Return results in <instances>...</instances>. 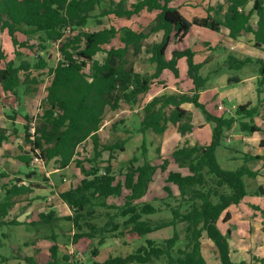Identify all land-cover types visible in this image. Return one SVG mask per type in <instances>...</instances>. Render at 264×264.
Listing matches in <instances>:
<instances>
[{
	"label": "trees",
	"instance_id": "trees-1",
	"mask_svg": "<svg viewBox=\"0 0 264 264\" xmlns=\"http://www.w3.org/2000/svg\"><path fill=\"white\" fill-rule=\"evenodd\" d=\"M129 1L0 0V33L9 36L12 46L25 47V42L16 39L19 32L26 36L37 35L40 52L59 43L60 57L56 65L49 68L50 82L41 110L33 118L24 116L23 141L28 149L22 150L18 160L30 167L33 157L38 156L44 163H52L59 169L74 164L79 170L82 178L77 184L57 196L72 212L61 219L72 225L73 244L81 239L95 241L91 255L97 256L99 248L109 239L121 240L124 245L144 240L135 251L125 256L108 257L103 264H206L201 252L203 234L213 243L220 264H264V258L256 256H252L248 263L233 262L228 235L219 227L220 223L225 224L230 219L228 209L250 195L244 179H255L259 171L251 169L249 164L262 161L264 167V156L241 153L243 165L235 170H225L215 155L224 132L241 119L248 121L240 122V132L264 134V129L254 123L257 108L250 102L238 105L237 118L211 114L199 100L207 82L199 72L206 63H196L191 48L174 50L169 60L165 58L169 43L172 40L182 42L192 26L213 33H220L224 27L231 39L251 34L253 46L261 49L264 46V0H224L218 7L220 11L224 9L221 18L213 17L209 7L206 17L190 20L171 5L172 0ZM143 12L155 13L148 31L118 23L119 20L140 17ZM104 18H109L107 28L86 29L90 25H101ZM158 32L162 33L160 40L147 45L144 51L149 55V63L154 65V72L141 74L129 63L128 54L130 51L134 55L142 53L143 42ZM98 53L105 54L103 61L95 58ZM14 55L19 58L21 54L16 49ZM182 59L187 67L183 79L178 66ZM17 60V64L14 60L7 61L0 46V61L3 63L0 85L4 92L15 98L19 97V89L28 88L30 83L38 84L36 80L28 81L31 70L48 67L39 53L34 56L33 63L22 58ZM256 61L260 65L255 82L256 95L258 104L264 105V63ZM251 62L249 58L241 60L229 56L226 66L240 70ZM166 71L177 85L190 82V91L163 93L144 103L142 97L154 84L165 88L161 77ZM184 103L192 104L206 122L213 124L210 144L178 145L166 157L157 148L156 159L147 160L143 141L140 149L142 164H137L138 158L133 155L122 179L117 178L112 173V160L116 152H125L126 141L113 144L100 141L98 132L105 111L117 110L123 104L141 108L142 118L135 130L137 134L144 136L146 132H152L162 135L171 125L184 136L194 129L191 114L182 107ZM15 116L16 113H10L8 117L14 122ZM12 133H16L15 128ZM8 137L7 131L0 128V146ZM87 140L91 141L92 155L76 159L79 146ZM259 147L264 148V138L259 141ZM104 152L108 153L105 161ZM33 175L36 173L31 170L26 178ZM158 175L163 178L164 194L152 204L143 199ZM5 177L7 175L0 172V181ZM32 187L30 183L24 184L20 178H15L2 189L0 227L21 224L8 219V215L15 204L14 198L29 194ZM59 219L55 211L50 210L40 213L33 225L50 226ZM165 228H172L170 237L147 238V235ZM57 250L56 244L48 250L50 259L46 264H57ZM71 257L65 255L63 260L68 262ZM22 260L37 264L31 258L23 257Z\"/></svg>",
	"mask_w": 264,
	"mask_h": 264
},
{
	"label": "rangeland",
	"instance_id": "rangeland-1",
	"mask_svg": "<svg viewBox=\"0 0 264 264\" xmlns=\"http://www.w3.org/2000/svg\"><path fill=\"white\" fill-rule=\"evenodd\" d=\"M193 1L198 4V7L180 8L181 14L188 20L190 17H192L191 15H196V13H201L206 17L208 15V6L215 7L217 0ZM221 17L222 14H220L219 12L216 18ZM143 18L144 17L140 19L132 18L131 20L126 21L119 20V23L121 25L130 26L133 23L143 24V30L148 31V26L151 19ZM109 23V18H104L101 25H90L86 29L88 31H95L105 27L107 28ZM191 33L199 38L204 36L207 37L212 47L220 39L219 35L211 34L205 29H193L191 30ZM161 34L162 33H154L148 39H146L143 42L144 50L142 53L134 55L132 51L129 52L127 57L128 61L137 72H140L141 74H152L154 72V65L149 63V55L144 51L147 45L151 44L152 42H158L160 40ZM240 36V41L231 42V49L230 46L225 47L222 45H217L214 46V49L211 53L204 52L203 50L206 49V47L204 46L199 45L198 48H195V51L197 52L196 57L199 61L204 58L210 57L211 55V61L208 64L204 65L199 72L200 76L207 78L205 89L202 92L206 93L209 90L215 89L219 94H224L225 96L233 97L235 95V98L233 99L229 98L228 100L226 98L224 100L223 98L220 99L218 94L208 92L206 103H201L204 104L205 107L207 106L209 110L215 111V115L217 114L219 116H224L227 118H237L235 113L237 106L244 103L246 104L247 101H251L253 103L252 107H256L258 112H260V108H262V105L258 104L255 91V82L259 73L260 66L257 61L254 58H251L253 62L245 65L240 70L228 69L225 65V60H227L229 56H233L237 59L242 60L245 58H249L247 55H249L250 52L255 53V50H257L250 45L251 40L248 37L243 35ZM16 37L18 42L26 43L25 47L17 46L15 48L14 46H12V42L6 35L0 36V40L2 41L3 45L2 47L8 53V60H14V62L17 64L19 62L17 59L22 58L30 63H33L34 56L39 53L46 60L48 67L45 69L30 71L29 74H31L32 78L38 80V84L31 85L34 90L31 93L27 92V96H24V105L22 107H19L20 101L8 99L9 97L2 98L3 101H0V105H2L4 108H7L8 112L12 108H14L19 112L22 110H26L28 114L34 116L39 109L40 102L43 96L45 95V86L49 78V68H53L57 63V58L60 57V52L58 50L59 44L57 43L49 45L46 50H42V52H40V49L38 47L40 43L37 35L26 36L19 32L17 33ZM189 40L187 41L189 43L183 42V44H173L172 48L176 46L186 47V45H190L192 42L191 39ZM16 49L21 54L19 58L14 55ZM257 54L262 55L261 51H259V53ZM104 56V53H98L95 58L98 61H103ZM2 65L3 63L0 61V67ZM178 66L182 71L180 75L186 77V61L184 59L180 60ZM228 80H233L234 82H228ZM164 82L165 89H161L156 86L150 91L149 94L143 97V100L147 101V99H151L152 97L161 95L163 93H176L178 91L182 92V89L187 90L189 88L185 82H182L179 85L173 83L171 84L165 80ZM19 92H21V89H19ZM24 92L25 91L23 90V93ZM186 107L191 108V110L194 112H191L193 123L200 124L199 120L201 121V123H208L205 121L202 114L199 113L200 111L198 109H195L192 105H186ZM7 109H5V111H7ZM261 112V118H257L258 124H264V110L261 109ZM141 116V108H131L123 104L117 110L107 109L103 117L104 124L102 125L101 130H99L100 141L103 144H113L122 140L126 141L125 152H116L114 155V159L112 160V173L120 180L122 179L121 175H123L126 171L128 161L133 157V155H136V157L138 158L137 164H142L143 155L141 154L142 151L140 149L143 141H145L146 143L145 158L147 160L156 159L157 148H159L161 155L163 157H166L176 146L185 144L186 141H188V143H190L191 145H195L198 143L201 145L206 143L210 144L211 142L213 130V124L211 123H208L202 129H195L192 134L186 135V138L179 135L172 126H168L166 132L162 135H155L152 132H146L144 136L141 134H137L135 130L139 128ZM241 121L248 120L241 119L240 121L236 122L230 130L225 131L222 143L215 152L218 164L225 170H235L243 165V161L240 158L241 156L237 155V153L235 152L237 150H240V143L236 136L238 134H242L239 127ZM16 127L20 131L23 130L21 122H17ZM253 146L255 145L250 146L251 149H253ZM22 149L27 150L28 146L21 138H16L14 136L5 143L3 149H1L0 151V170L7 172V174L11 176L10 178L1 179L0 198L3 196L2 189L5 188L9 183H11L13 179L15 180V178H21V180H25L23 174L17 175L19 171H17L16 167L21 168L22 170H26L27 168L20 162L14 161L12 158L15 156V153H21ZM77 151L78 153L75 157L76 159L82 160L83 158H89V156L92 155L91 141L87 140L85 143L79 146ZM103 158L104 161L108 158L107 152L103 153ZM255 164L256 163L249 164L250 168L252 169ZM104 165L106 164H103L102 166ZM30 168L36 173V175H33L31 181L34 186V189L32 190L34 191L31 194V197L27 195H21L14 198L15 205L12 207L9 217L23 224L12 226L6 225L0 227V264H29L26 261L22 260L23 257L31 258L37 264H46L50 259L48 250L54 244L58 246L56 256L57 264H103V262L108 257L125 256L126 254L135 251L136 248L144 244V240H136L130 242L127 245H124L122 244L121 240L110 239L107 240L101 247L97 256H92L91 251L96 246L95 241L82 239L76 245H73L70 222L62 219L59 221H55L50 226L42 224L33 225L32 222L38 220V212L44 205L53 206L54 209L55 207L58 208V206H56L57 199L55 194L57 190L54 188V186L60 187L61 184L66 183H68L69 185V182L71 183L73 180L75 181L79 174L75 169L74 164L60 173H51L53 169L57 168L52 163L36 164L31 162ZM183 172L185 173L186 170H183ZM46 173H48V176L46 175ZM64 178L66 179V183H64L63 181ZM54 179H56L58 184ZM244 180L247 190L249 191L251 189L250 187L253 183V179L245 178ZM163 187V178L160 175L156 176L154 178V181L150 183L148 187V193L143 200H146L147 202L152 204H156L155 199L160 198L164 194ZM30 198L33 201L28 202ZM46 198H50V202H46ZM112 199L113 198H110L109 201H112ZM115 201L117 202V200ZM33 204L35 205L33 206ZM59 212L61 213L62 210H59ZM165 217H168V214ZM220 229L223 233H226L225 226L220 225ZM171 235L172 228H165L163 230L147 235V238L159 240L165 237L168 238ZM203 240L205 243L211 242L205 235L203 236ZM206 249L207 248H205V256L208 257V255L212 253L209 249ZM65 255L72 256L71 258H69L68 262L63 260V257ZM3 257L7 259L3 261Z\"/></svg>",
	"mask_w": 264,
	"mask_h": 264
},
{
	"label": "crops",
	"instance_id": "crops-1",
	"mask_svg": "<svg viewBox=\"0 0 264 264\" xmlns=\"http://www.w3.org/2000/svg\"><path fill=\"white\" fill-rule=\"evenodd\" d=\"M114 1H119V0H114ZM135 0H130L129 2L132 3L134 2ZM224 0H217L216 1V5L215 7H211V6H208V8L210 7L212 9V11H210V14L213 16V17H216L218 16L219 12L220 14H223L224 13V9L222 11L218 10V7L219 6H222ZM172 6L178 8L179 12H180V8H185V7H193V8H196L198 7V4L195 3L193 0H172V3H171ZM206 9V8H204ZM208 10V9H207ZM181 13V12H180ZM208 13V12H207ZM155 16V13H147V12H143L142 15L140 17H134L136 19H140L142 17H144L143 19L145 18H148V19H153ZM192 17L189 18V20L193 17H198V18H203L205 17L203 14L201 13H196L191 15ZM150 17V18H149ZM184 17V16H183ZM187 19V18H186ZM131 20V19H130ZM121 21V20H120ZM126 21V20H125ZM149 21V20H148ZM151 22V21H150ZM119 23V22H118ZM120 24V23H119ZM121 25V24H120ZM124 26H130V25H124ZM130 27L132 28H135V29H143V24H132ZM193 29H205V28H198V27H195V26H192L190 31L188 32V34L184 37L183 41L178 43V44H183V42H187L189 39L192 40L191 44L189 45H186L187 48H191L194 52H195V56H194V60L196 63H206L208 64L210 61H211V55L210 57H207V58H204L202 60H197V52L195 51V48H198V46H204L206 47V49H204L203 51L204 52H211L213 51L214 49V46H217V45H222V46H230V49H231V42H238L240 41V35L239 37H237L236 39H231L228 37V30L224 27H222L220 29V33H213L207 29V31H209V33L211 34H216V35H219V40L217 41V43L212 47L211 46V43L209 42V39L207 37H196L193 35V33H191V30ZM100 30V29H99ZM158 33H161V32H158ZM3 35H6L8 37V39L10 40L9 36L6 34V33H0V36H3ZM159 35V34H158ZM243 36H246L248 37L251 41H250V45L252 47L253 46V38H252V35L251 34H241ZM162 36V34H161ZM194 36V37H193ZM242 36V37H243ZM161 38V37H160ZM1 39V38H0ZM11 41V40H10ZM190 42V40H189ZM187 42V43H189ZM177 42L175 41H171L166 49V52H165V58L167 60H169L171 58V53L172 51L174 50H184L186 49V47L182 46V47H174L172 48V45L175 44L176 45ZM59 44V43H58ZM0 46L2 49H4L2 46V41L0 40ZM184 47V48H183ZM255 48V47H254ZM252 49V48H251ZM257 49V48H255ZM5 53H6V60L7 61H10L8 60L9 56H8V53L6 52V50L4 49ZM259 51H261L262 55L260 54H257L259 53ZM256 53V54H255ZM255 53H249V55H247L250 59L251 58H254L255 60H260L264 63V46L261 48V49H257L255 50ZM59 58H57V61H58ZM25 60V59H24ZM252 60V59H251ZM27 61V60H26ZM253 62V61H252ZM251 62V63H252ZM205 64V65H206ZM225 65H226V60H225ZM48 66V65H47ZM227 67V66H226ZM181 70H180V74H181ZM30 73V72H29ZM21 74V73H20ZM181 76V75H180ZM180 78H184V76H181ZM31 80H36L34 78L31 77V74H29V79L28 81H31ZM161 80H165V81H168L169 83H173V84H176V81L173 80L172 76H170L169 72L166 71L164 72V74L162 75L161 77ZM38 82V80H36ZM50 82V75H49V78H48V81H47V84L45 86V95L43 96L42 100L45 98L46 96V87L48 86ZM231 82H234L233 80ZM185 83L188 85V89L187 90H183L182 89V92H189L190 88H191V84L189 85L190 82L188 81H185ZM31 85H33L32 83H30L28 85V88L26 89H21V92H19V94H22V95H19L18 98H15L13 95H11L10 93H6L3 91L1 85H0V101H3L2 98H7L9 97L8 99H13V100H18L20 101L19 103V107H22L24 105L23 103V98L24 96H27V92H32L34 90V88L31 87ZM156 86H158L157 84H154L152 86V89H154ZM158 88H161V89H165L163 87H158ZM180 88V87H179ZM151 89V90H152ZM23 90L25 91L23 93ZM150 90V91H151ZM150 91L148 92V94L150 93ZM256 91V90H255ZM180 91H178V93H182ZM208 92H213V94H218V96L221 98H223L224 100L227 98L229 100V98L233 99L235 98V95L233 97L231 96H225L224 94H219L215 89L214 90H209L207 91L206 93L204 92H201L200 93V98L199 100H201L200 102H203V103H206V100H207V93ZM26 93V94H25ZM28 93V94H30ZM244 94V93H243ZM147 95V94H146ZM145 95V96H146ZM143 96V97H145ZM143 97H142V100H143ZM153 98V97H152ZM151 98V99H152ZM151 99H147V101L143 100L144 103H147L148 101H150ZM41 100V102H42ZM258 101V100H257ZM41 102H40V106H39V109L37 111V113L32 116L31 114H28V112L26 110H22V111H16V109L12 108L9 112H8V109L7 108H4L2 105H0V128L2 129H5L7 131V135L9 136L8 137V140L6 142H8L12 137H16V138H21L23 140V130L20 131L17 127H16V123L17 122H21L22 123V128H23V125L25 124V120H24V116L25 115H28L29 117H35L41 110ZM247 102H250L251 105H253V103L251 101H247ZM246 102V103H247ZM245 104V103H244ZM186 105H192V104H189V103H184L182 105V107L187 110L190 114L191 112L194 113L191 108H187ZM241 105V104H240ZM260 105V104H259ZM193 106V105H192ZM194 107V106H193ZM207 107V106H206ZM195 108V107H194ZM5 109H7V111H5ZM196 109V108H195ZM261 109L264 110V105H262V108H260V112L257 111V115L256 117H254V123L259 127L261 128L262 130L264 129V124H258L257 122V118H261L262 116V112H261ZM207 110L210 111L211 114L215 115L214 112L215 111H211L209 110V108L207 107ZM198 111V110H197ZM106 112V111H105ZM199 112V111H198ZM10 113H16V116H15V121L12 122L10 119H9V115ZM200 113V112H199ZM192 115V114H191ZM215 116H219V115H215ZM142 118V116H141ZM192 125L194 126V129L191 133L189 134H186V135H190L192 134L195 129H202L204 128L208 123H205V122H202L199 120V123L200 124H195L193 123V119L191 121ZM104 123H102L103 125ZM171 126V125H169ZM102 127V126H101ZM173 127V126H172ZM13 128H15L16 130V133H12V130ZM174 128V127H173ZM175 129V128H174ZM101 130V128H100ZM176 131V129H175ZM242 133V132H241ZM99 134V132H98ZM186 135L182 136V137H187ZM237 139L239 140V143H240V150H237L235 152H240L238 153L237 155L241 154V153H247V154H250V155H259V156H264V148H260L259 147V141L264 138V134L263 133H253V134H246V133H242V134H238L237 136ZM2 143L1 146H0V151L1 149H3V146L5 145V143ZM187 142V143H186ZM185 144H188V145H191L190 143H188V141H186ZM250 142H251V145H255L253 146V149H251V145H250ZM85 143V142H84ZM199 144V143H198ZM208 143L206 144H203V145H207ZM201 145V144H199ZM22 150H26V149H22ZM27 152V151H26ZM1 153V152H0ZM21 153H15V156L12 157L14 161L16 162H20L18 160V156H20ZM104 159V158H103ZM21 164H23L22 162H20ZM263 162L262 161H258L256 162L255 166L252 168L253 170H257L259 171V175L253 179V183L251 184V189L248 191L250 193V195L246 196L238 205H234L232 207H230L228 209V212L230 213V219L228 220L227 223L225 224H219V227L220 225L222 226H225L226 229H225V232L224 234H227L228 235V242H229V246H230V258L232 259L233 262L235 263H240V262H250V259L252 256H256V257H260V258H264V167H263ZM24 165V164H23ZM73 165V164H71ZM71 165H69L68 167H66L65 169H59V168H55L51 171V173H60V172H63L64 170L68 169ZM25 166V165H24ZM26 167V166H25ZM250 167V166H249ZM17 168V171L18 174L17 175H21L23 174L24 176V179L26 180H22V182L24 184H28L30 183L32 186V177H30L29 179L26 178L27 174L32 170L30 167H26L27 169L26 170H22L21 168ZM75 169L77 170L79 176H77L76 180L72 181L71 183L69 182V185L68 183H66V179L64 178L63 181L64 183L66 184H61L60 187H56L54 186V188L57 190L55 192L56 194V202H57V207H55V209L53 208V206H46L44 205L42 208H40L39 212H38V215L40 213H47L49 212L50 210H54L55 213H56V216L58 218H60L59 220H62L61 218H64L66 216H70L71 215V210L69 209V207L62 203L58 198V193L61 192V191H64V190H67L69 189L71 186L77 184V182L82 178L79 170L75 167ZM0 172H4L7 177L5 178H10L11 176L7 174V172L5 171H1ZM48 173H46L47 175ZM48 176V175H47ZM4 178V179H5ZM21 179V178H20ZM55 182L58 184V182L56 181V179H54ZM10 184V183H9ZM8 184V185H9ZM53 184V183H52ZM259 187L261 189H259ZM32 189H34V186L32 187ZM34 190H32V192H30L29 194H25L27 196H30L31 197V194L33 193ZM24 196V195H23ZM31 202L33 201L31 198L28 200V202ZM46 202H50V198H46L45 199ZM15 205V204H14ZM35 204H33L34 206ZM32 207V206H31ZM59 210H62V212L60 213ZM11 211V210H10ZM58 211V212H57ZM38 215H37V218H38ZM10 217V212H9V215H8V219H11L9 218ZM12 220V219H11ZM58 220V221H59ZM19 221V220H18ZM36 222V221H35ZM20 223V222H19ZM23 223H21L20 225H22ZM33 224V222H32ZM12 226V225H11ZM71 234L73 235V228H72V225H71ZM205 234L202 235L201 237V252H202V255L205 259V262L206 264H220L218 258H217V255H216V252H215V248H214V245L213 243L211 242H204L203 240V236ZM82 240V239H81ZM110 240V239H109ZM77 244V243H76ZM76 244H73V245H76ZM205 248L209 249L210 252L212 254H209L208 257L205 256ZM101 247L99 248V251H100ZM206 249V250H207Z\"/></svg>",
	"mask_w": 264,
	"mask_h": 264
},
{
	"label": "built area",
	"instance_id": "built-area-1",
	"mask_svg": "<svg viewBox=\"0 0 264 264\" xmlns=\"http://www.w3.org/2000/svg\"><path fill=\"white\" fill-rule=\"evenodd\" d=\"M68 34H69V31L66 32V35H68ZM31 126L33 127V123H31ZM31 133H33V128H31ZM31 162L36 163V164L37 163L44 164V161L41 158H39L38 156H34ZM102 173H104V172H102Z\"/></svg>",
	"mask_w": 264,
	"mask_h": 264
}]
</instances>
